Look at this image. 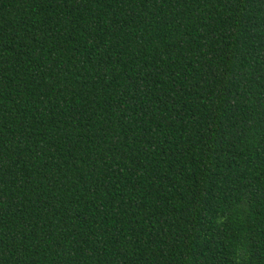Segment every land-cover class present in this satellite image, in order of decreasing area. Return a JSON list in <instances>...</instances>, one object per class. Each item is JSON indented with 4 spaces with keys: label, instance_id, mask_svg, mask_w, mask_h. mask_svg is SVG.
I'll list each match as a JSON object with an SVG mask.
<instances>
[{
    "label": "trees",
    "instance_id": "16d2710c",
    "mask_svg": "<svg viewBox=\"0 0 264 264\" xmlns=\"http://www.w3.org/2000/svg\"><path fill=\"white\" fill-rule=\"evenodd\" d=\"M0 264H264V0H0Z\"/></svg>",
    "mask_w": 264,
    "mask_h": 264
}]
</instances>
